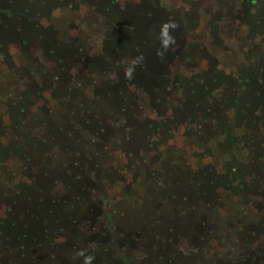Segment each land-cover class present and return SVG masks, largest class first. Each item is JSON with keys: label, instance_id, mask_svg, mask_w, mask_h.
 <instances>
[{"label": "rangeland", "instance_id": "374dc122", "mask_svg": "<svg viewBox=\"0 0 264 264\" xmlns=\"http://www.w3.org/2000/svg\"><path fill=\"white\" fill-rule=\"evenodd\" d=\"M6 12L0 264H264V0Z\"/></svg>", "mask_w": 264, "mask_h": 264}, {"label": "trees", "instance_id": "16d2710c", "mask_svg": "<svg viewBox=\"0 0 264 264\" xmlns=\"http://www.w3.org/2000/svg\"><path fill=\"white\" fill-rule=\"evenodd\" d=\"M13 15H10L8 12L5 13L4 17L1 18L0 16V47L2 45V42L7 45L6 43L8 42V38H9V33L13 31V29H16L17 31H20L24 28H22L23 26L21 25V21L19 17H12ZM26 19V18H24ZM23 21L25 22V24H27V20L29 21V19H26ZM20 20V21H18ZM33 28V27H32ZM4 47V46H3ZM0 51H2V48L0 49ZM150 52L152 53V51L150 50ZM156 75H160L158 73L155 72Z\"/></svg>", "mask_w": 264, "mask_h": 264}, {"label": "clouds", "instance_id": "9594fccd", "mask_svg": "<svg viewBox=\"0 0 264 264\" xmlns=\"http://www.w3.org/2000/svg\"><path fill=\"white\" fill-rule=\"evenodd\" d=\"M176 25L174 23L165 24L162 29V34L166 37L164 39L163 43L164 46L167 47L169 43L172 42V38L168 36V29L169 28H175ZM131 74V70H129V75ZM78 256L83 257V264H92L95 257L93 255H85L84 250H80L76 253Z\"/></svg>", "mask_w": 264, "mask_h": 264}]
</instances>
